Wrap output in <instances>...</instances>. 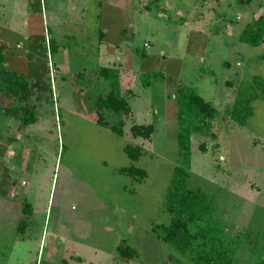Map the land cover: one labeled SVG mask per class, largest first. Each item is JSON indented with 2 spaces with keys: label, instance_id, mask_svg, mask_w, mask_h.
I'll return each mask as SVG.
<instances>
[{
  "label": "rangeland",
  "instance_id": "obj_1",
  "mask_svg": "<svg viewBox=\"0 0 264 264\" xmlns=\"http://www.w3.org/2000/svg\"><path fill=\"white\" fill-rule=\"evenodd\" d=\"M259 14L264 0H0L3 63L26 75L36 116L22 125L0 98V264H191L152 229L169 221L162 195L182 163L180 85L218 110L190 135L186 187L216 197L227 233L264 230V99L251 101L245 125L228 117L242 81L264 78V39H237ZM99 65L117 68L129 98L128 114L101 111L121 135L95 122L94 99L108 90ZM131 124H150L149 138L132 136ZM127 143L141 147L134 160ZM247 255L242 243L234 264Z\"/></svg>",
  "mask_w": 264,
  "mask_h": 264
},
{
  "label": "trees",
  "instance_id": "obj_2",
  "mask_svg": "<svg viewBox=\"0 0 264 264\" xmlns=\"http://www.w3.org/2000/svg\"><path fill=\"white\" fill-rule=\"evenodd\" d=\"M240 42L256 46L264 39V14H259L245 23L237 35ZM3 45L0 44V98H11L6 107H2L7 116L17 117L22 125L35 122L33 105L27 104L29 96V80L23 73L8 69L3 63ZM116 67L99 65L95 71L97 80H104L108 90L104 95H97L94 99L95 122L108 128L117 135L122 134L121 126L109 125L102 118V110L128 114L130 106L127 99L121 95L119 76ZM141 83L148 84V73H143ZM145 76V78H144ZM254 82L259 91H248ZM264 99V78L253 76L251 81H242L236 90V95L228 111V117L238 125H245L251 115V101ZM17 102L20 105L16 104ZM176 140L178 153L182 158L181 166L172 169L169 183L162 195L161 208L168 213L166 224H155L152 229L156 236L168 244L181 257L191 264H234L240 245L245 243L248 255L244 264H264V230H252L248 227L227 233L226 227L216 214V197L200 188H187L185 177L189 163V142L192 132L201 131V127L213 119L218 110L197 92L180 85L176 89ZM121 124V122L119 123ZM150 124H131L132 136L149 138L152 132ZM140 145L125 144L123 151L134 160L141 153ZM204 150V145H200ZM264 151V140L262 142ZM119 171L137 179L142 178L144 170L133 166L120 167ZM21 212L29 214L31 206L21 200ZM22 222L17 225V230ZM120 257L128 258L131 250L127 245L118 244L115 247Z\"/></svg>",
  "mask_w": 264,
  "mask_h": 264
},
{
  "label": "crops",
  "instance_id": "obj_3",
  "mask_svg": "<svg viewBox=\"0 0 264 264\" xmlns=\"http://www.w3.org/2000/svg\"><path fill=\"white\" fill-rule=\"evenodd\" d=\"M119 88H121V87H119ZM120 93H121V95H123L121 89H120ZM129 93H130V92H129ZM123 96L125 97L126 95L124 94ZM131 96L134 97V93H133V95H131ZM125 98H126V97H125ZM126 99H129V98H126ZM127 102H128V100H127ZM128 103H129V102H128ZM129 106H130V105H129ZM130 110H131V108H130ZM131 112H132V110H131Z\"/></svg>",
  "mask_w": 264,
  "mask_h": 264
}]
</instances>
